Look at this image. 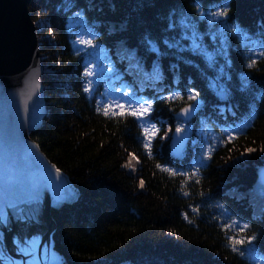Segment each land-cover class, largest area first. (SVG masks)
<instances>
[{
	"label": "trees",
	"instance_id": "obj_1",
	"mask_svg": "<svg viewBox=\"0 0 264 264\" xmlns=\"http://www.w3.org/2000/svg\"><path fill=\"white\" fill-rule=\"evenodd\" d=\"M33 1L48 114L32 138L80 193L52 213L62 264H259L264 198L254 185L264 162V0H228V17L216 19L222 0H44L39 11ZM182 16L195 23L207 55L192 50ZM45 18L47 28L39 24ZM236 24L241 31L230 30ZM80 33L91 44L79 45ZM146 38L158 53L148 51ZM155 64L161 79L146 78ZM109 68L115 84L151 102L145 118L103 114L104 91L112 96L114 88L104 86ZM190 103L202 108L177 160L170 133L180 123L176 112ZM152 125L158 132L149 154L145 130ZM243 224L249 227L241 232ZM233 236L256 239L234 249Z\"/></svg>",
	"mask_w": 264,
	"mask_h": 264
},
{
	"label": "water",
	"instance_id": "obj_2",
	"mask_svg": "<svg viewBox=\"0 0 264 264\" xmlns=\"http://www.w3.org/2000/svg\"><path fill=\"white\" fill-rule=\"evenodd\" d=\"M31 1L0 0V211L8 212L10 217L16 213L9 205L20 206L32 201L34 187L46 183L48 173L54 175L58 168L32 138L43 127L48 106L43 80L45 65L37 26L29 8ZM218 94L226 99L224 91L219 90ZM189 105L194 106L193 110L185 115L183 109ZM195 106H183L175 116L190 122L201 109ZM192 136L190 125L180 134L173 130L170 143L175 158H182ZM60 174V181L46 183L39 200L28 204L26 221L17 222L13 218L0 231V260L3 254L17 257L18 244L37 232L46 247L44 264H47L56 229L53 210L75 203L80 196L68 175L61 170ZM254 188L264 198V162L257 168ZM14 240L18 243L14 244Z\"/></svg>",
	"mask_w": 264,
	"mask_h": 264
},
{
	"label": "snow or ice",
	"instance_id": "obj_3",
	"mask_svg": "<svg viewBox=\"0 0 264 264\" xmlns=\"http://www.w3.org/2000/svg\"><path fill=\"white\" fill-rule=\"evenodd\" d=\"M220 7L222 9L221 11H217V12L212 13L213 19L221 18V17H228V14H229L228 10L231 7L228 0H222ZM201 15H203V13H201ZM179 23L185 30L191 32L192 50L195 52H201V53H204L205 55H207V53L204 52L203 45L199 42V34L195 31V23L191 20V18L182 16ZM168 27L170 29L175 28L176 27L175 22L169 23ZM225 30H229L227 25H225ZM230 30L233 32H239V31H241V26H239L238 24L233 25ZM80 43L91 44V41L90 40L89 41H80ZM164 43L169 48H178L179 47V45L176 42L169 43L167 40H165ZM145 45H146L149 52L158 53L159 50H158V48L156 46V42L154 40H152L150 38H146ZM209 60H211V57H209ZM248 67H252V65L250 64V65H248ZM160 72H161L160 66L158 64H155L153 66L152 73L150 74V76H146V78H150L153 80H159V79H161ZM84 74H85V76H91L93 73L90 70H86ZM84 91L87 92V91H89V89L87 87H85ZM124 95L128 96L129 93L127 91H125ZM197 98H198V93L195 91L190 92V94L188 95V100L195 101V100H197ZM151 107H152L151 104H147V106H145V104H139L138 107H135V108L129 107L127 110H125L124 104H118L116 106V108L119 109V111H116L110 105L104 109L103 114L105 116L111 114L113 116L119 115L121 117L126 116V115H131V116L136 117L138 119H143L146 117V115L149 112V109H151ZM193 107H194L193 105H189L188 107L183 109V113L185 115H188L193 110ZM195 107H198V105H196ZM157 132H158V130L156 129L155 125L151 126V132H149L147 129L145 130V135L149 137V143H146L144 145V148L149 152V154H151V143H150L151 137L156 135ZM175 132L177 134H180L183 132V129L177 127L175 129ZM161 138L163 139V137H161ZM253 151H255V149H252V148L247 149L248 153H251ZM130 157H131V159H135V156L132 154H130ZM206 159H211V157L208 156V157H206ZM126 166L131 167V163L129 162V164ZM157 167H160V165H157ZM162 170L165 172L170 171L168 168H163ZM171 174L177 175V171H172ZM61 179H62V177L60 174V169L56 168L54 175L52 172L48 173V175L46 177V183L60 181ZM46 183L40 184V185L34 187L32 193H31L32 201H38L39 200L41 189L46 186ZM144 186H145L144 181L140 180L139 187L144 188ZM32 201H26L24 204H22L20 206H17L16 204L9 205V207L13 210V212L16 213V215L14 217H10L9 213L6 211H0V231H3L4 228L9 226V224L11 223L13 218L17 222L26 221L29 217L25 213L28 211V204H30ZM248 227L249 226L247 224H243L240 226V231L244 232L245 230H247ZM255 239H256L255 236H252V237L247 238V239H238L235 236H233L230 238L229 243L235 249V246L244 245L246 243L251 244ZM4 241H5V247H6V236L4 238ZM13 243L17 244L18 241L14 240ZM18 251H20L23 254L22 249H18ZM0 264H2V261H0Z\"/></svg>",
	"mask_w": 264,
	"mask_h": 264
},
{
	"label": "rangeland",
	"instance_id": "obj_4",
	"mask_svg": "<svg viewBox=\"0 0 264 264\" xmlns=\"http://www.w3.org/2000/svg\"><path fill=\"white\" fill-rule=\"evenodd\" d=\"M44 4H45L44 0H34L33 1V5H34L33 7L36 9V11H39V9L42 10L44 8L43 7ZM45 21H46V18L44 20L39 21V24H41L42 26L47 28V23ZM37 25L38 24L36 23V26ZM38 36H39V34H38ZM78 38L79 39H78L77 43L79 45H81V46L87 45V43H80V41H88L87 35L80 33L78 35ZM95 61L98 62V58H96ZM106 76H109L110 80L107 81L104 79L105 89L108 86L114 87L110 90V92L112 93V96L109 95L106 97V92L104 91L105 96H104V100H103L104 103L103 104L106 107L111 105L113 109H115L116 111H119V109L116 108V106L118 104H124L125 110H127L129 107H132V108L138 107L139 104H145V106H147V104H151L150 101L147 102L146 98L133 94L131 89H129L124 84H120V85L115 84L116 80L119 77L117 75L116 76L113 75L112 68H109L107 70ZM125 91H127L129 93L128 96L124 95ZM178 127L183 129V128L187 127V124L180 122L178 124ZM35 244L38 245V244H40V242H35ZM13 258H16V257H13ZM36 258H37V256H36ZM36 258H33V259H36ZM254 258L259 264H264V258L263 257H259V256H256L254 254ZM33 259H31V260H33ZM49 261L51 264H62L63 263V257H62V254L60 253V251L57 250L56 248L52 247L50 249V253H49Z\"/></svg>",
	"mask_w": 264,
	"mask_h": 264
},
{
	"label": "flooded vegetation",
	"instance_id": "obj_5",
	"mask_svg": "<svg viewBox=\"0 0 264 264\" xmlns=\"http://www.w3.org/2000/svg\"><path fill=\"white\" fill-rule=\"evenodd\" d=\"M35 242H40V244L37 245ZM52 247L53 243L51 242L49 248L51 249ZM18 249H22L23 254L18 251ZM15 254L18 255L16 258H13L8 254H3L0 261H2V264H44L46 247L45 245H42L41 234L35 232L26 236L25 241L22 244H18L15 248ZM47 264H51L49 258L47 259Z\"/></svg>",
	"mask_w": 264,
	"mask_h": 264
}]
</instances>
